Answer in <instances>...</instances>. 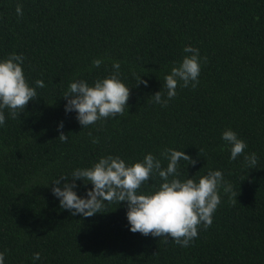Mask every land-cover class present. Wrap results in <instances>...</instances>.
<instances>
[{
	"label": "trees",
	"instance_id": "trees-1",
	"mask_svg": "<svg viewBox=\"0 0 264 264\" xmlns=\"http://www.w3.org/2000/svg\"><path fill=\"white\" fill-rule=\"evenodd\" d=\"M187 46L199 50V83L178 85L163 107L151 96L161 91L167 98L164 77L191 55ZM13 53L24 57L37 96L17 119L2 109L4 264H264V0H0V61ZM115 62L130 88L127 110L83 128L75 111L65 112L64 93L78 80L94 86L111 76ZM137 77L148 86L136 87ZM61 122L66 142L58 139ZM229 129L247 144L234 161L222 139ZM169 148L197 160L179 161L182 182L221 171L239 193L233 204L220 188L211 226L200 225L187 247L132 233L126 203L105 202L101 213L85 218L62 209L52 194L55 180L102 157L131 166L151 153L165 169ZM252 153L257 165L249 169L244 156ZM76 183L74 191L86 198L92 185ZM162 183L154 173L138 194H153Z\"/></svg>",
	"mask_w": 264,
	"mask_h": 264
},
{
	"label": "clouds",
	"instance_id": "clouds-1",
	"mask_svg": "<svg viewBox=\"0 0 264 264\" xmlns=\"http://www.w3.org/2000/svg\"><path fill=\"white\" fill-rule=\"evenodd\" d=\"M22 5L17 4L16 13L18 17L23 16ZM185 53H190L183 58L179 66H174L170 74L164 77V87L167 90V98L164 99L161 91L151 96L155 103L163 107L176 95L178 85L182 88L191 86L195 89L199 83L200 54L199 50L191 46L184 48ZM206 59V58H205ZM24 57L15 53L10 54L7 59L0 61V125L5 123L2 109H9L12 119H17L18 112H23L30 101H33L37 92L30 87L25 79L22 64ZM93 67L98 68L102 61L93 60ZM114 73L104 79H97L94 86H89L86 81L78 80L69 85L64 93L67 100L65 112L77 113L76 119L84 128L95 124L97 121L115 119L125 114L130 98V88L126 87L119 79L120 63L113 64ZM36 87H44L41 80H37ZM143 84L148 86L146 80L137 77L136 87ZM63 123L58 128L59 140L67 141V136L61 130ZM91 136V133H89ZM222 139L231 146L230 159L236 160L244 153L247 144L237 137L232 130H226ZM92 143H99L97 138ZM223 150V149H221ZM202 150H199V156ZM162 155L168 160L167 167L162 169L161 161L153 154H147L143 161L136 162L131 166L126 165L120 157L107 156L99 159L90 168L76 169L71 177L61 176L52 184V194L59 199L62 209L71 215L82 217H93L101 213L105 202L126 203L127 220L132 233H140L144 236L162 237L164 243L174 241L181 247H187L198 236V227L203 225L205 229L211 226L212 217L218 205L221 203L219 190L223 187L226 194H230V202L237 203L239 195L233 190L231 184L224 181L221 171H209L207 175L200 177L196 182L194 179L181 181L178 163L181 160L195 166L197 160L186 155L184 151L171 148L164 150ZM249 169L257 165L255 153L244 156ZM158 174L163 183L153 194H138L142 185L147 182L153 174ZM172 177V179H169ZM65 181L61 187V181ZM71 180V183L68 181ZM76 181H83L85 185L91 184L92 189L87 191L86 198L77 195ZM5 254L0 252V264H4ZM40 254L35 253L33 260H39Z\"/></svg>",
	"mask_w": 264,
	"mask_h": 264
}]
</instances>
